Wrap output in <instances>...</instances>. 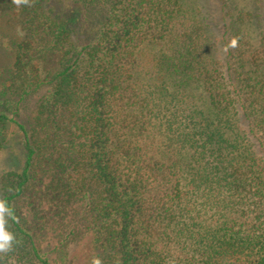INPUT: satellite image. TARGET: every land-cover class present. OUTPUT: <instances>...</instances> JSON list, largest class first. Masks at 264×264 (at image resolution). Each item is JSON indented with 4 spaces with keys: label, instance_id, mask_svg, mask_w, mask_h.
I'll return each mask as SVG.
<instances>
[{
    "label": "trees",
    "instance_id": "1",
    "mask_svg": "<svg viewBox=\"0 0 264 264\" xmlns=\"http://www.w3.org/2000/svg\"><path fill=\"white\" fill-rule=\"evenodd\" d=\"M243 8L0 0L20 32L0 150L21 135L0 264H264V30Z\"/></svg>",
    "mask_w": 264,
    "mask_h": 264
},
{
    "label": "rangeland",
    "instance_id": "2",
    "mask_svg": "<svg viewBox=\"0 0 264 264\" xmlns=\"http://www.w3.org/2000/svg\"><path fill=\"white\" fill-rule=\"evenodd\" d=\"M230 6L240 8L242 4H244V10L251 12L254 16L258 13H260L259 20L260 22L256 24V22H253V27L255 31V36L258 35V30H264V0H257L259 2H255V0H229ZM237 5V6H234ZM13 8L10 10V16H12ZM1 14V13H0ZM3 19H1V22L8 23V17L3 16ZM2 25L0 27V80L4 78L6 73L9 72L8 69H10V65L13 58V43L16 41V39L19 37V30L12 29H6ZM21 135L20 133L14 128L10 127V131L8 134V138L5 141L4 148L0 150V173L6 172L9 170H15L20 165V155H17V150L19 151V148L21 146ZM78 251H76L77 253ZM64 255H55L54 264H63L64 261ZM74 263H80L78 259L74 260Z\"/></svg>",
    "mask_w": 264,
    "mask_h": 264
},
{
    "label": "clouds",
    "instance_id": "3",
    "mask_svg": "<svg viewBox=\"0 0 264 264\" xmlns=\"http://www.w3.org/2000/svg\"><path fill=\"white\" fill-rule=\"evenodd\" d=\"M10 210L3 203H0V252H8L11 250L14 243V235L5 230L3 216ZM93 264H97L96 261Z\"/></svg>",
    "mask_w": 264,
    "mask_h": 264
}]
</instances>
